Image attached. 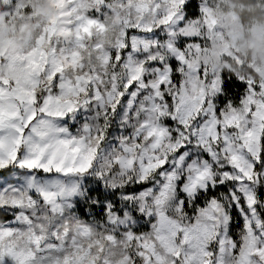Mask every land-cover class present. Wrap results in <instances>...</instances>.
Wrapping results in <instances>:
<instances>
[{
  "label": "snow or ice",
  "instance_id": "6c2138e0",
  "mask_svg": "<svg viewBox=\"0 0 264 264\" xmlns=\"http://www.w3.org/2000/svg\"><path fill=\"white\" fill-rule=\"evenodd\" d=\"M53 3L0 52V264H264V83L200 62L202 0Z\"/></svg>",
  "mask_w": 264,
  "mask_h": 264
},
{
  "label": "clouds",
  "instance_id": "9594fccd",
  "mask_svg": "<svg viewBox=\"0 0 264 264\" xmlns=\"http://www.w3.org/2000/svg\"><path fill=\"white\" fill-rule=\"evenodd\" d=\"M213 25L199 60L209 71L264 83V0H202ZM24 8L0 7V52L26 50L41 28L58 16L53 0H23Z\"/></svg>",
  "mask_w": 264,
  "mask_h": 264
},
{
  "label": "trees",
  "instance_id": "16d2710c",
  "mask_svg": "<svg viewBox=\"0 0 264 264\" xmlns=\"http://www.w3.org/2000/svg\"><path fill=\"white\" fill-rule=\"evenodd\" d=\"M192 7L194 8L195 7V0H194V3L192 5ZM190 14H193L194 13H190ZM243 85L242 84H238L236 83L235 81H233L230 85H229V92L231 93V95H233L234 97H238L240 92L243 90ZM7 219V217H3V216H0V222H2L3 220ZM233 231L235 232V228L233 229Z\"/></svg>",
  "mask_w": 264,
  "mask_h": 264
}]
</instances>
